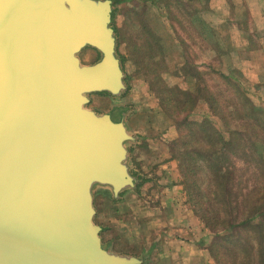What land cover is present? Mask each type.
<instances>
[{
	"label": "water",
	"instance_id": "water-1",
	"mask_svg": "<svg viewBox=\"0 0 264 264\" xmlns=\"http://www.w3.org/2000/svg\"><path fill=\"white\" fill-rule=\"evenodd\" d=\"M110 0H0V264H139L110 254L93 222V188L136 179L125 123L88 108L118 97ZM100 53L82 64L83 47Z\"/></svg>",
	"mask_w": 264,
	"mask_h": 264
},
{
	"label": "rangeland",
	"instance_id": "rangeland-1",
	"mask_svg": "<svg viewBox=\"0 0 264 264\" xmlns=\"http://www.w3.org/2000/svg\"><path fill=\"white\" fill-rule=\"evenodd\" d=\"M111 8L113 19L110 20V26L118 35L117 49L114 53L121 57L119 66L124 74L125 89L118 97L103 91L92 92L88 94L86 106L99 113L111 109L113 120L119 119L121 111H126L125 123L129 134L134 136L133 141L126 142L127 164L128 171L136 182L132 187L118 192L117 197H113L107 187L93 188V196L100 197L98 203L93 201V222L103 227L99 232L101 245L112 255L141 258L139 264L150 257L152 248L148 250L147 247L130 254L121 252L124 245L122 234L120 233L118 237L109 235L111 229L109 217L115 216V212H122L128 206L121 192L130 190L134 192L137 205L143 204L148 208L146 221L148 227L152 229L147 234V243L156 241L162 235L175 236V233L169 232L167 228L159 227L160 211H172L175 206L169 198L163 201L171 202V205H163L160 192L164 184L158 183L156 178L153 180L160 173L151 171L154 170V166L148 168V171H143L139 167L143 160L151 163L154 156L151 154V159L144 157L149 153L148 141L144 139L147 137L152 142H156V146L152 147L153 150L164 148L163 145L166 143L168 155L176 162V169L173 172L179 184L176 192L179 201L177 203L187 208L189 214L191 213L195 218L196 229L192 233L193 240L207 250L211 264H264L255 242L252 241L254 233L250 228L235 229L212 244L213 230L204 224L200 207L194 203L196 198L191 199L195 192L191 194L181 183L178 160L174 156L175 148L172 149L171 143L177 137L175 124L181 115L189 116L191 119L210 117L206 104L201 99L203 92L196 94L194 91L197 83L200 86L202 84L214 86L221 82L207 67L228 74L232 82L245 91L255 113L264 112V81L261 76L264 74V59L260 56L259 49L264 37V0H126ZM237 29H243L248 34L250 52L243 48L241 50L244 46L242 43L246 42L244 38H232ZM77 57L82 64H90L99 59L100 53L86 46L77 53ZM196 73L200 74L199 80L196 79ZM176 86L181 90L191 91L195 100L194 106L181 115L174 111L173 107H164V102L159 98L167 95L164 91L168 87L170 89ZM225 86L217 85L214 93L220 92V98L224 96L232 98L229 88ZM181 90H174V93L168 91V93L178 101L183 98ZM211 119L217 126L214 118ZM167 130L175 132L172 140H167L169 136ZM163 138L167 141L162 140ZM259 151L264 156V150L259 149ZM230 158L235 168L233 182L236 183L237 179L241 178V183H246L247 193L254 189L252 193L255 194L253 196L247 194V199L253 202L259 198L256 187L260 183L263 184L260 192L263 198L264 178L255 176L249 169L239 174L243 162L232 155ZM201 181H203L202 176L197 180V186ZM236 186L232 187V192L235 191ZM241 191L243 188L240 189ZM200 192L203 193L201 198L203 209H212V203L216 206L209 187ZM248 207L249 204H243L240 210L248 212ZM98 213L103 214L104 217H99ZM111 242L118 244L116 251L119 249L120 251L116 254L112 252Z\"/></svg>",
	"mask_w": 264,
	"mask_h": 264
},
{
	"label": "trees",
	"instance_id": "trees-1",
	"mask_svg": "<svg viewBox=\"0 0 264 264\" xmlns=\"http://www.w3.org/2000/svg\"><path fill=\"white\" fill-rule=\"evenodd\" d=\"M125 1L110 0V3L114 7ZM111 18L113 19V10L110 20ZM111 28L114 38L116 37L114 45L116 52L118 35L115 29ZM116 57L120 65L121 57L118 55ZM207 69L221 82L214 86L207 84L200 86L197 82H195L196 86L192 84L195 86L196 94L203 92L201 99L206 104L210 117L191 119L189 116L181 115L195 103L191 91L187 89L181 90L177 86L168 89V87L164 91L167 92L166 96H158L164 102V107H173L174 111L181 115L175 124L177 137L171 141L172 149L175 148L174 156L178 160L181 183L191 194L195 192L191 199L196 198L194 203L200 207L204 224L213 230L212 244L235 229L250 228L254 233L252 241L258 248L261 261L264 262V196L261 198L260 195L263 184L260 183L256 187L259 198L253 202L247 199V194L251 196L255 194L252 193L254 189L247 193L246 183H241V178H238L236 183L233 182L235 168L230 158L232 155L243 162L239 174L249 169L255 176L264 178V156L259 153L261 152L259 149L264 150V112L255 113L245 91L239 89L228 74L209 67ZM199 76L200 74L196 73L197 80L200 79ZM217 85H226L233 97L220 98V92L214 93ZM174 90H181L183 97L181 100L177 101L168 93V91L174 93ZM211 118H214L217 126ZM200 176L203 181L197 186L196 182ZM235 185H237L235 191L232 192V187ZM208 187L216 206L212 203V209L207 210L202 208L203 193L200 191L207 190ZM242 188L243 191L240 192ZM246 203L249 204L248 212L240 210V206Z\"/></svg>",
	"mask_w": 264,
	"mask_h": 264
},
{
	"label": "crops",
	"instance_id": "crops-1",
	"mask_svg": "<svg viewBox=\"0 0 264 264\" xmlns=\"http://www.w3.org/2000/svg\"><path fill=\"white\" fill-rule=\"evenodd\" d=\"M241 37L246 40V42L242 43L244 46L241 47V50L243 48L245 51L250 52L251 47L248 46L250 43L249 37L243 29H237L235 36L232 38ZM259 45V49L261 50L260 56L264 59V37H262V42H260ZM261 76H263L262 79L264 81V74ZM130 125H133L132 121ZM166 133L169 135L167 140H172L175 137V132L173 130H167ZM144 139L148 141L147 147L149 151L144 157H146V159L150 157L151 159L150 155L153 154L154 156L151 163L148 162V160H143L139 167L143 169V171H146L148 168L151 169L154 166L155 171H151H153V173H160L159 176L154 175L155 177L153 180L156 178L158 183L164 184L160 192V198L164 203L163 205H171V202H173L175 206L172 211L164 210L163 212L160 211V214L158 213L161 220L159 227L167 228L169 232L175 233V236L165 237L162 235L160 238L156 239V241L147 243V234L150 233L152 229L148 227L146 221L148 208L143 204L137 205L138 203L133 195L134 192L130 190L121 192L128 206H126L122 212H115V216L109 217L111 221V229L109 231L110 237H118L120 233L122 234L121 237L123 238L124 245L121 252L125 251L130 254L136 252V250L141 251L143 247H147L148 250L152 248L150 257L142 264H211V259L207 250L196 244L194 242L195 240H193L194 237H192V233L195 232L196 229L195 218L191 213L189 214L187 208L179 206L177 203L179 201L176 192L178 191L179 184H177V176L173 172V170L176 169V162L168 155L166 143L163 145L164 148L153 150L152 147L156 146V142H152L147 137ZM162 140L167 141L164 138ZM99 198L100 197L97 198V196H93V201L99 202ZM167 198H169L171 202H164ZM98 215L101 218L104 217L103 214L98 213ZM116 245L111 242L112 252L115 254L120 251V249L116 251L118 244Z\"/></svg>",
	"mask_w": 264,
	"mask_h": 264
}]
</instances>
